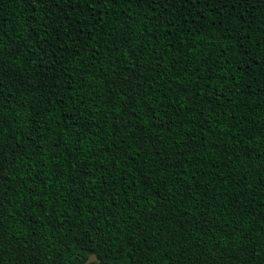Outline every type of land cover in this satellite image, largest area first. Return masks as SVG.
Masks as SVG:
<instances>
[{
  "label": "trees",
  "instance_id": "trees-1",
  "mask_svg": "<svg viewBox=\"0 0 264 264\" xmlns=\"http://www.w3.org/2000/svg\"><path fill=\"white\" fill-rule=\"evenodd\" d=\"M264 264V0H0V264Z\"/></svg>",
  "mask_w": 264,
  "mask_h": 264
},
{
  "label": "water",
  "instance_id": "water-1",
  "mask_svg": "<svg viewBox=\"0 0 264 264\" xmlns=\"http://www.w3.org/2000/svg\"><path fill=\"white\" fill-rule=\"evenodd\" d=\"M95 260H98V257H97L96 254H92V255L86 260V262H85L84 264H89V263H91V262H93V261H95Z\"/></svg>",
  "mask_w": 264,
  "mask_h": 264
},
{
  "label": "snow or ice",
  "instance_id": "snow-or-ice-1",
  "mask_svg": "<svg viewBox=\"0 0 264 264\" xmlns=\"http://www.w3.org/2000/svg\"><path fill=\"white\" fill-rule=\"evenodd\" d=\"M244 0H233L234 4H242Z\"/></svg>",
  "mask_w": 264,
  "mask_h": 264
}]
</instances>
